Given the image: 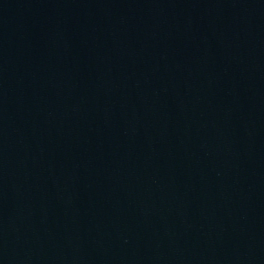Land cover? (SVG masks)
<instances>
[{"label":"water","instance_id":"water-1","mask_svg":"<svg viewBox=\"0 0 264 264\" xmlns=\"http://www.w3.org/2000/svg\"><path fill=\"white\" fill-rule=\"evenodd\" d=\"M0 264H264V0H0Z\"/></svg>","mask_w":264,"mask_h":264}]
</instances>
